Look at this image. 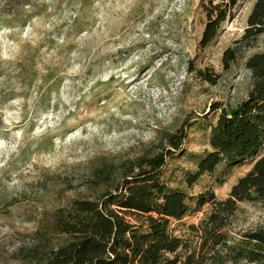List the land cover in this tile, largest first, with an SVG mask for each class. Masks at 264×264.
Listing matches in <instances>:
<instances>
[{"label": "rangeland", "instance_id": "1", "mask_svg": "<svg viewBox=\"0 0 264 264\" xmlns=\"http://www.w3.org/2000/svg\"><path fill=\"white\" fill-rule=\"evenodd\" d=\"M254 3L239 0L202 45L200 0H0V264H38L66 241L52 230L58 210L112 190L120 165L164 150L177 131L185 138L162 181L187 194L189 210L169 231L195 246L191 227L212 211L198 196L225 200L252 166L219 164L187 182L221 109L253 89L246 63L264 54V32L243 35ZM262 229L264 199L239 202L222 233L231 245Z\"/></svg>", "mask_w": 264, "mask_h": 264}, {"label": "trees", "instance_id": "2", "mask_svg": "<svg viewBox=\"0 0 264 264\" xmlns=\"http://www.w3.org/2000/svg\"><path fill=\"white\" fill-rule=\"evenodd\" d=\"M238 1L200 0L206 19L202 45L211 42ZM263 32L264 0H255L243 40ZM233 60L234 52L226 50L224 68ZM246 67L252 74V91L237 107L221 109L210 128V152L187 182L191 185L201 175L211 174L219 164L233 167L251 160L252 166L225 200L218 201L210 191L198 196L197 207L209 203L212 211L191 227L196 233L194 247L169 231L171 221L181 220L189 210L187 194L169 189L162 181L167 161L179 152L185 138L177 131L165 137L164 150L120 165V181L112 190L58 210L52 230L66 241L41 256L38 264H220L223 256L229 264H264V229L244 234L241 243L231 245H226L222 233L239 202L264 199V54L250 57ZM217 108L214 105L212 110ZM95 178L109 184L111 173L97 169Z\"/></svg>", "mask_w": 264, "mask_h": 264}]
</instances>
